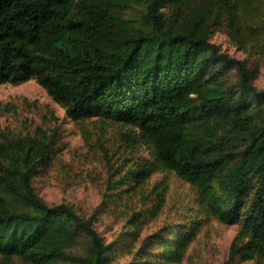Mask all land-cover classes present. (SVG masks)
<instances>
[{"label":"trees","instance_id":"16d2710c","mask_svg":"<svg viewBox=\"0 0 264 264\" xmlns=\"http://www.w3.org/2000/svg\"><path fill=\"white\" fill-rule=\"evenodd\" d=\"M263 3L0 0V85L33 78L71 120L124 127L107 147L122 173L88 215L33 186L59 150L56 126L0 134V264L178 263L198 211L239 223L223 264H264V86L254 82L257 65L211 41L221 29L260 49L264 27L253 21ZM155 172L189 183L198 211L141 237V219L168 188L149 186ZM118 200L129 216L107 239L97 214Z\"/></svg>","mask_w":264,"mask_h":264},{"label":"rangeland","instance_id":"374dc122","mask_svg":"<svg viewBox=\"0 0 264 264\" xmlns=\"http://www.w3.org/2000/svg\"><path fill=\"white\" fill-rule=\"evenodd\" d=\"M261 6L264 9V3ZM253 23L264 27V11L262 15H255ZM211 41L229 55L246 59L249 66L257 65L254 82L259 87L264 86V44L260 49L250 43L239 45L221 29L214 30ZM35 125L56 126L60 136L56 157L33 179L35 190L49 203L65 202L73 205L81 214H90L101 202L109 180L114 181L122 173V167L115 166V160L118 162L116 158L120 155L117 148L107 147L118 138V131L124 127L97 118L71 120L33 78L14 84H1L0 134H24ZM103 146L110 153L109 162L103 156ZM127 163L126 159L123 160V167ZM160 180H165L168 185L164 202L153 213L155 215L141 219V237L170 221L187 222L190 208L198 211L197 191L189 183L173 172H155L148 179V184L150 186ZM119 202L121 200L97 214L96 227L107 239H111L127 223L129 212ZM147 208H151L150 204ZM193 215L192 220L198 222V228L181 260L173 264H223L239 223H223L214 217L199 215V211Z\"/></svg>","mask_w":264,"mask_h":264}]
</instances>
